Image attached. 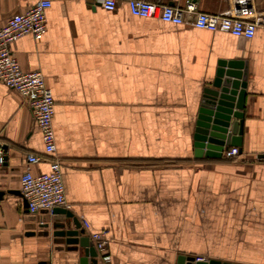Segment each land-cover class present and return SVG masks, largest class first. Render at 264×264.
Segmentation results:
<instances>
[{"label":"crops","instance_id":"1","mask_svg":"<svg viewBox=\"0 0 264 264\" xmlns=\"http://www.w3.org/2000/svg\"><path fill=\"white\" fill-rule=\"evenodd\" d=\"M37 1L0 0V27ZM127 1L108 10L99 0H53L45 33L10 45L55 99L66 209L80 235L90 238L83 220L107 231L110 258L98 253L97 264H264V0H151L255 21L251 38L133 15ZM221 60L246 65L243 150L196 157L199 109ZM0 144V264H81L85 248L56 225L76 228L72 218L31 213L21 195L27 155L42 157L34 172L48 171L53 155L24 97L2 81Z\"/></svg>","mask_w":264,"mask_h":264},{"label":"built area","instance_id":"2","mask_svg":"<svg viewBox=\"0 0 264 264\" xmlns=\"http://www.w3.org/2000/svg\"><path fill=\"white\" fill-rule=\"evenodd\" d=\"M53 0H38L22 12L12 14L0 27V81L17 90L32 109L36 122L42 132L47 154L53 155L48 171L34 172L32 165L40 162V155H27V165L20 178V192L27 203L28 210L35 213L40 210L53 212L56 207L70 208L66 198L62 161L56 157V140L53 128L55 99L44 75L39 70L24 71L10 45L19 37L27 34L41 37L47 29V9ZM105 9L113 10L116 0H99ZM133 15L141 17L158 16L165 22L191 25L211 31H224L235 36L253 37L257 23L228 15L201 11L196 4L188 1L185 5H169L151 0H128ZM4 145L0 144V164L3 162ZM237 146L225 149L222 156L234 158L240 155ZM84 228L101 258L108 260V237L106 230H92L87 220L82 221ZM205 260V257H195Z\"/></svg>","mask_w":264,"mask_h":264},{"label":"water","instance_id":"3","mask_svg":"<svg viewBox=\"0 0 264 264\" xmlns=\"http://www.w3.org/2000/svg\"><path fill=\"white\" fill-rule=\"evenodd\" d=\"M247 87V70L242 60H221L211 86L206 87L194 134L196 157H222L225 149L237 146L243 150V134L245 121V100ZM7 150V145L3 146ZM5 156H3V161ZM2 194V191H0ZM27 204V203H26ZM54 211L65 213L71 217L76 228H70V222L56 223L61 230L60 235L67 236V242L84 247L81 264H97L98 251L91 246L90 238L80 235L81 222L72 212L64 207H56ZM90 243V244H89ZM180 264H234L218 259L195 260L194 256H181ZM41 264H46L42 262Z\"/></svg>","mask_w":264,"mask_h":264}]
</instances>
